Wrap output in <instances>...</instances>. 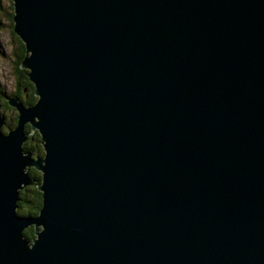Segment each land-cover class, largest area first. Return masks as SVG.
<instances>
[{
    "label": "water",
    "instance_id": "water-1",
    "mask_svg": "<svg viewBox=\"0 0 264 264\" xmlns=\"http://www.w3.org/2000/svg\"><path fill=\"white\" fill-rule=\"evenodd\" d=\"M13 9L38 98L0 110V264H264V0Z\"/></svg>",
    "mask_w": 264,
    "mask_h": 264
},
{
    "label": "trees",
    "instance_id": "trees-1",
    "mask_svg": "<svg viewBox=\"0 0 264 264\" xmlns=\"http://www.w3.org/2000/svg\"><path fill=\"white\" fill-rule=\"evenodd\" d=\"M8 1L10 2V8L13 9V0H8ZM0 7H1V2H0ZM13 13L14 12L11 11L9 16V21L11 22L12 29H13ZM12 34L15 37L16 43L18 44L15 46V54L17 60L15 61V65H14V75L17 80V87H16L17 89L12 94H7L5 90H0V93L3 94L2 101L6 109L8 108L14 109V107L10 106L7 102V97L9 95L11 96L13 94L18 95L25 104L35 103L38 98L35 94V88L27 76L28 69L21 67V62L26 54L24 42L20 39L19 36L16 35L14 31H12ZM17 116L18 113L16 112L14 115L10 116V119L6 118L7 129L15 126L17 122ZM26 128L27 131L31 132V125L27 124ZM24 147L32 149L36 154L37 153L42 154L44 152L41 143V136L38 131H35L33 134H30L28 140L24 143ZM29 172L36 182L34 184H31L29 186L20 189L19 200L17 202L18 203L17 211L21 215L22 214L37 215L43 205V192L38 188V184L41 182L42 174L39 170H37L34 167H30ZM34 232H35L34 226H30L24 230V234L26 238L30 240L35 236Z\"/></svg>",
    "mask_w": 264,
    "mask_h": 264
},
{
    "label": "rangeland",
    "instance_id": "rangeland-1",
    "mask_svg": "<svg viewBox=\"0 0 264 264\" xmlns=\"http://www.w3.org/2000/svg\"><path fill=\"white\" fill-rule=\"evenodd\" d=\"M0 2H1L0 22L2 23V25H0V90H5L7 94H12L17 89L16 88L17 87V80H16V77L14 75V65H15V61L17 60L16 54H15V46L18 44L16 43L15 37L12 34L13 29L11 27V22L9 21L10 12L11 11L13 12L14 9L10 8V2L8 0H1ZM30 82L33 84V86L35 88L34 83L31 80H30ZM2 95L3 94L0 93V103H1L0 110L2 113H4L6 115V118L10 119V116L14 115L17 111L15 108H14L15 110L11 109V108H8V109L5 108L4 103L2 101V99H3ZM9 96H11V95H9ZM12 96L19 97L16 94H13ZM19 99H20V97H19ZM3 128L5 131H8L6 124L4 125ZM11 128H13V127H11ZM33 133L34 132H31L30 134H33ZM25 149L31 150L33 152L34 157H35L36 153L32 149H30V148H25ZM37 154L43 155L44 152L42 154L41 153H37ZM30 167H33V166H29V167L26 166L27 170H29ZM27 186H29V185H27Z\"/></svg>",
    "mask_w": 264,
    "mask_h": 264
},
{
    "label": "bare ground",
    "instance_id": "bare-ground-1",
    "mask_svg": "<svg viewBox=\"0 0 264 264\" xmlns=\"http://www.w3.org/2000/svg\"><path fill=\"white\" fill-rule=\"evenodd\" d=\"M20 192V191H19Z\"/></svg>",
    "mask_w": 264,
    "mask_h": 264
},
{
    "label": "flooded vegetation",
    "instance_id": "flooded-vegetation-1",
    "mask_svg": "<svg viewBox=\"0 0 264 264\" xmlns=\"http://www.w3.org/2000/svg\"><path fill=\"white\" fill-rule=\"evenodd\" d=\"M29 125V124H28Z\"/></svg>",
    "mask_w": 264,
    "mask_h": 264
}]
</instances>
